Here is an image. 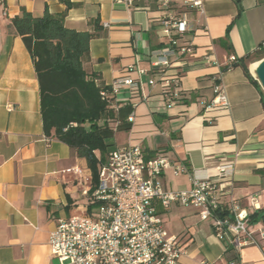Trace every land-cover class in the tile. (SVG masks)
<instances>
[{
	"label": "crops",
	"instance_id": "obj_1",
	"mask_svg": "<svg viewBox=\"0 0 264 264\" xmlns=\"http://www.w3.org/2000/svg\"><path fill=\"white\" fill-rule=\"evenodd\" d=\"M69 1L67 7L60 0H0V264H58L49 251L50 233L58 218L85 212L91 180L84 158L45 137L33 61L21 37L7 29L10 19L22 8L34 16L47 8L64 14L67 28L96 32L84 69L105 85L126 75L129 65L149 70L148 54L164 47L154 0H131L129 7L117 0ZM188 15L191 51L182 57L186 66L177 84L183 94L168 108L160 85L148 84L150 74L130 72L146 99H130L127 89L113 96L114 104L134 103V110L131 128L115 132L111 150L138 145L146 157L165 154L184 164L186 173L163 172L165 191L190 189L193 178L232 164L233 197L246 207V197L258 194L252 224L264 228V90L253 69L264 58V0H204L202 14ZM231 55L236 62L228 68ZM217 82L229 108L207 123L200 101L213 96ZM153 206L168 235L181 240L180 264H227L224 243L195 207L165 209L158 200ZM261 244L243 247L236 264H264V240Z\"/></svg>",
	"mask_w": 264,
	"mask_h": 264
},
{
	"label": "built area",
	"instance_id": "obj_2",
	"mask_svg": "<svg viewBox=\"0 0 264 264\" xmlns=\"http://www.w3.org/2000/svg\"><path fill=\"white\" fill-rule=\"evenodd\" d=\"M154 1L161 12L155 23L164 47L148 54L149 70L129 65L126 75L109 84V92L114 96L127 89L130 99L145 100L141 82L129 75L136 70L138 75L150 74L149 85H160L169 108L179 95L177 84L186 66L182 57L191 51V43L185 38L193 30L188 14H202L204 0H182L180 4L175 0ZM117 2L132 6L131 0ZM235 62L236 57L231 55L225 65L229 68ZM106 92H101L103 99ZM200 103L201 117L207 123L227 111L229 101L222 83L217 82L213 96ZM128 120H133V113ZM167 169L174 175L187 172L184 164L165 154L146 157L138 145L109 151L98 166L96 184L89 180L85 212L56 220L49 236L51 256L58 264H180L181 240L168 235L154 209V200L165 209L172 204L195 207L199 219L210 222L214 236L224 243L225 249L231 247L237 258L243 247L262 246L264 228L255 227L250 221L260 207V196L248 195L246 207L233 197L232 164L214 167L212 175L193 178L191 188L180 191L162 189L159 178ZM200 264L210 263L201 260Z\"/></svg>",
	"mask_w": 264,
	"mask_h": 264
},
{
	"label": "trees",
	"instance_id": "obj_3",
	"mask_svg": "<svg viewBox=\"0 0 264 264\" xmlns=\"http://www.w3.org/2000/svg\"><path fill=\"white\" fill-rule=\"evenodd\" d=\"M60 1L72 5L69 0ZM7 29L21 37L33 61L45 137L65 143L84 158L92 184H96L98 166L111 151L115 132L131 128L128 117L134 110L131 103L114 104L109 85L97 73L84 69L90 59L89 42L97 33L67 28L64 14H51L47 8L41 16L22 8ZM255 214L251 223L256 222ZM225 258L227 262L238 260L231 247Z\"/></svg>",
	"mask_w": 264,
	"mask_h": 264
},
{
	"label": "water",
	"instance_id": "obj_4",
	"mask_svg": "<svg viewBox=\"0 0 264 264\" xmlns=\"http://www.w3.org/2000/svg\"><path fill=\"white\" fill-rule=\"evenodd\" d=\"M255 76L264 90V58L257 62L256 67L254 68Z\"/></svg>",
	"mask_w": 264,
	"mask_h": 264
},
{
	"label": "bare ground",
	"instance_id": "obj_5",
	"mask_svg": "<svg viewBox=\"0 0 264 264\" xmlns=\"http://www.w3.org/2000/svg\"><path fill=\"white\" fill-rule=\"evenodd\" d=\"M257 63H255V65L253 66V69L256 67Z\"/></svg>",
	"mask_w": 264,
	"mask_h": 264
},
{
	"label": "rangeland",
	"instance_id": "obj_6",
	"mask_svg": "<svg viewBox=\"0 0 264 264\" xmlns=\"http://www.w3.org/2000/svg\"><path fill=\"white\" fill-rule=\"evenodd\" d=\"M262 55H263V53H262ZM118 138L117 139H119V136H117Z\"/></svg>",
	"mask_w": 264,
	"mask_h": 264
}]
</instances>
